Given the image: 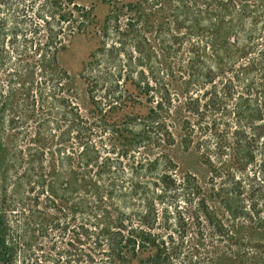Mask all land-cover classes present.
Segmentation results:
<instances>
[{
  "label": "trees",
  "instance_id": "16d2710c",
  "mask_svg": "<svg viewBox=\"0 0 264 264\" xmlns=\"http://www.w3.org/2000/svg\"><path fill=\"white\" fill-rule=\"evenodd\" d=\"M101 1L99 44L79 73L85 113L57 55L95 24L93 7L44 0L29 29L10 30L33 58L31 119L37 96L47 103L35 139L54 138L52 123L58 136L55 149L30 148L46 210L11 234L0 226V264H264V0H174L163 50L184 52L178 68L150 38L158 0ZM177 144L205 179L178 173Z\"/></svg>",
  "mask_w": 264,
  "mask_h": 264
},
{
  "label": "rangeland",
  "instance_id": "374dc122",
  "mask_svg": "<svg viewBox=\"0 0 264 264\" xmlns=\"http://www.w3.org/2000/svg\"><path fill=\"white\" fill-rule=\"evenodd\" d=\"M44 0H0V55L4 56L0 62V90L2 98L0 99V226L7 229V233H13L15 228V220L18 224L24 222L27 216L28 221L33 222L32 215L35 210L45 211L46 193L41 194L42 187L40 186L41 170L35 168L31 171L29 164V152L32 147H42L47 149L56 148L58 129L57 124H49L48 131L55 134L51 138L50 134H46L45 128L44 139H35V132L38 129V122L45 116L47 111V103L43 102L37 96L35 105V117L38 116V121H34L29 116L33 114L28 98L24 93V88L28 86L27 63H31L33 58H30L28 52H23L24 43L22 33L18 34L16 43H11L9 38L12 36L10 30L17 25L19 30L29 29V25L25 20L36 15L40 10ZM75 3L93 7V12L96 16L95 24L88 29L85 34H77L68 38L66 49L59 51L57 58L59 64L64 67L71 75V84L76 92V101L84 113L89 109L90 105L86 93V85L79 77V73L88 61L89 54L99 44L98 33L102 25L103 19L109 10V6L101 0H73ZM133 1V0H124ZM157 1V0H155ZM159 6L154 8L159 23L162 27L161 33L153 31L150 35L152 44L158 50L161 61L166 65H172L178 68L184 52L170 50V53L163 50V46H169L168 25L171 14L174 12V0H158ZM37 20V19H36ZM6 21V23H5ZM41 24L43 21L39 20ZM158 23V24H159ZM5 24V25H4ZM4 25V26H3ZM27 38L32 37V33H28ZM39 37L44 36L41 32ZM176 48V47H175ZM31 53V52H30ZM38 55L35 56V59ZM37 82H41V77H36ZM9 80H13L19 92L14 98H8ZM175 87H179V82H174ZM49 100V99H48ZM6 102V104H5ZM15 119V121H13ZM12 121V122H11ZM178 163V173L182 174L185 171L195 173L200 179H205L208 176L207 168L199 162L198 154L194 151H185L179 144L171 148ZM39 163H34V166L39 167ZM47 166V162H45ZM47 168V167H46ZM45 168V169H46ZM44 173V171H43ZM40 214V219L42 218ZM39 219V220H40ZM29 233L25 235V240H30ZM132 264H140L139 260L133 261Z\"/></svg>",
  "mask_w": 264,
  "mask_h": 264
}]
</instances>
